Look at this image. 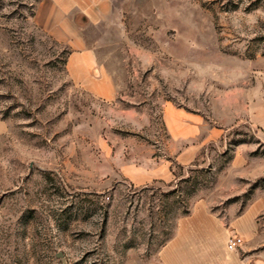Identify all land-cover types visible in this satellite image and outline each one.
<instances>
[{
  "label": "rangeland",
  "instance_id": "obj_1",
  "mask_svg": "<svg viewBox=\"0 0 264 264\" xmlns=\"http://www.w3.org/2000/svg\"><path fill=\"white\" fill-rule=\"evenodd\" d=\"M53 4L0 0V264H165L198 203L253 210L230 236L264 251V0ZM55 18L112 93L72 76Z\"/></svg>",
  "mask_w": 264,
  "mask_h": 264
},
{
  "label": "crops",
  "instance_id": "obj_2",
  "mask_svg": "<svg viewBox=\"0 0 264 264\" xmlns=\"http://www.w3.org/2000/svg\"><path fill=\"white\" fill-rule=\"evenodd\" d=\"M85 1L54 0V16L55 14L59 17L68 16L74 9L84 7L86 3L83 4V2ZM104 5L105 3L102 1V17L107 12ZM41 7L43 8V5L40 6L38 14L41 12ZM59 19L61 20V18ZM55 24L53 33L56 34V37L69 41L74 47L68 62L72 76L78 80L87 81L97 94L109 95L112 93L114 89L108 82L109 77L106 72L102 71V76L98 78L93 75L92 64L96 62L95 55L85 43L80 29L75 30L74 28L70 35L71 31L64 28V24L69 25L68 20H65L64 23L63 21L58 22L55 18ZM160 171L165 173V167L162 166ZM134 176L138 182L151 177L141 171L135 172ZM253 214V210L248 209L232 217L227 225L221 217L210 212L205 205L198 203L190 214L179 218L174 235L163 246L162 257L165 264H264V251L241 256L236 248L229 249L227 247V239L230 234L239 237L240 245L247 247V244L251 242L256 230Z\"/></svg>",
  "mask_w": 264,
  "mask_h": 264
},
{
  "label": "built area",
  "instance_id": "obj_3",
  "mask_svg": "<svg viewBox=\"0 0 264 264\" xmlns=\"http://www.w3.org/2000/svg\"><path fill=\"white\" fill-rule=\"evenodd\" d=\"M238 242H239V240L236 239V237L230 236L227 246H228L229 249H233V248H235L237 246Z\"/></svg>",
  "mask_w": 264,
  "mask_h": 264
},
{
  "label": "trees",
  "instance_id": "obj_4",
  "mask_svg": "<svg viewBox=\"0 0 264 264\" xmlns=\"http://www.w3.org/2000/svg\"><path fill=\"white\" fill-rule=\"evenodd\" d=\"M187 212V211H186ZM186 212H184V213H186Z\"/></svg>",
  "mask_w": 264,
  "mask_h": 264
}]
</instances>
